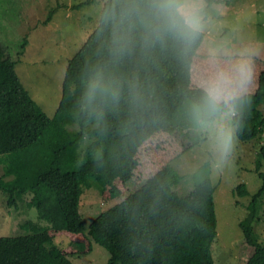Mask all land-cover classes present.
<instances>
[{"label": "trees", "instance_id": "trees-1", "mask_svg": "<svg viewBox=\"0 0 264 264\" xmlns=\"http://www.w3.org/2000/svg\"><path fill=\"white\" fill-rule=\"evenodd\" d=\"M148 2L105 1L99 25L69 61L52 118L22 84L16 61L0 42V193L10 195V204L32 194L31 207L54 223L32 234L1 237L0 264H72L69 255L91 253L92 241L110 252L108 264H214L218 220L212 179L181 196L174 190L181 176L170 165L195 145L174 119L186 100L201 102L198 75L209 55L198 50L206 34L201 31L189 45L169 35L156 38ZM252 59L253 80L232 117L241 141L264 134V59ZM97 72L114 84L115 99L86 102ZM86 138L91 142L81 145ZM260 152L264 160V144ZM146 161L155 171L142 167ZM257 171L263 185L240 222L255 247L246 264H264V244L253 236L264 194V173ZM131 181L141 187L126 193ZM92 183L105 199H125L87 226L80 202ZM237 194L248 195L244 183ZM61 235L71 239L69 248L56 244Z\"/></svg>", "mask_w": 264, "mask_h": 264}, {"label": "rangeland", "instance_id": "rangeland-1", "mask_svg": "<svg viewBox=\"0 0 264 264\" xmlns=\"http://www.w3.org/2000/svg\"><path fill=\"white\" fill-rule=\"evenodd\" d=\"M105 1L0 0V42L8 47L10 56L16 61L22 84L51 118L62 98L69 61L99 25ZM207 5L202 30L206 37L198 50L199 55H209L212 49H221L222 55L224 50L235 54L251 48L254 56L264 59V0H223L220 3L207 0ZM50 12H54L52 19L45 25ZM25 39L27 45L23 47ZM192 106L193 103L186 100L174 119L195 140L190 150L170 162L181 176L174 190L183 196L206 177L212 179L218 220L217 236L211 247L214 264H246L255 247L245 239L240 222L248 216L253 195L263 185L257 168L264 173V160L260 156L264 134L251 141H241L231 117V126L235 128L234 148L226 161H220L211 150L208 134L194 130ZM260 108L264 113V104ZM90 142L86 138L81 145L87 146ZM142 167L151 173L156 169L148 161ZM3 174L4 167L0 164V176ZM134 180L140 182V177ZM135 181L129 182L126 193L141 187ZM242 183L248 189L245 197L237 194V187ZM92 185L84 188L80 202V212L87 226L102 211L125 199V196L105 199L99 186ZM32 196L28 194L10 204V195L0 193V238L32 234L54 224L43 219L35 206L31 207ZM253 231L256 242L264 244V194L258 199ZM70 243L67 235L56 239L62 249L69 248ZM92 243L91 253L69 255L71 263L108 264L110 252L95 241Z\"/></svg>", "mask_w": 264, "mask_h": 264}, {"label": "clouds", "instance_id": "clouds-1", "mask_svg": "<svg viewBox=\"0 0 264 264\" xmlns=\"http://www.w3.org/2000/svg\"><path fill=\"white\" fill-rule=\"evenodd\" d=\"M207 7V0H149L147 11L153 18L156 38L169 35L189 45L203 30ZM253 55L251 48L235 54L224 50L222 55L221 49H212L198 75L202 99L192 106V123L195 131L208 134L211 150L220 161H226L234 148L235 128L230 120L237 115L235 102L247 94L253 80ZM116 96L114 84L97 72L89 82L85 100L103 103Z\"/></svg>", "mask_w": 264, "mask_h": 264}]
</instances>
